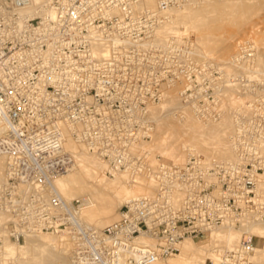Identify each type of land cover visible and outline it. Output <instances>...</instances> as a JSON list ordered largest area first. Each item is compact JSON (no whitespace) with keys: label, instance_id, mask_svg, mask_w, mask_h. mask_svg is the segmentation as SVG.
<instances>
[{"label":"built area","instance_id":"obj_1","mask_svg":"<svg viewBox=\"0 0 264 264\" xmlns=\"http://www.w3.org/2000/svg\"><path fill=\"white\" fill-rule=\"evenodd\" d=\"M109 7L107 0H0V219H7L0 264L5 238L21 243L44 233L71 242L66 264H173L188 239L199 244L226 223L264 221V83L251 85L242 108L234 160L190 150L182 164L153 166L140 146L147 133L97 99L98 10ZM82 152L105 162L106 175L155 178L153 194L126 201L102 229L86 223L89 200L66 198L57 186ZM258 238L244 232L236 248H216L203 264H264Z\"/></svg>","mask_w":264,"mask_h":264},{"label":"rangeland","instance_id":"obj_2","mask_svg":"<svg viewBox=\"0 0 264 264\" xmlns=\"http://www.w3.org/2000/svg\"><path fill=\"white\" fill-rule=\"evenodd\" d=\"M140 1L107 0L110 4L107 13L103 8L98 10L101 20L97 30L100 39L97 42L103 40L99 42L103 43L105 39L104 43L107 42L111 50L109 58L103 59L98 53L96 55L97 83L101 85L97 89L99 103L110 106L113 113L124 114V119L132 124L136 133H147V138H142L140 142L141 148L146 151L152 149L150 144L157 125L154 118L149 116L148 109L160 104H165L163 113L176 108V123L185 119L187 108L195 118L205 123L217 124L224 113L228 114L234 125V143L237 130L248 113L242 108H247L252 98L251 85L264 83V0H211L229 3L225 10L209 9L202 17L203 24L213 29L208 37L215 41L214 45L198 40L195 25L184 27V24H180L179 27L177 24L174 28L175 25L170 23L174 6L177 11H183L186 7L189 10L184 11H190L194 6L199 7L203 0H157V5L152 9L138 10ZM169 9L172 11L170 14L162 13L164 10L169 13ZM159 13L162 15H157ZM159 29L163 31L164 41L156 38ZM172 29H177L175 31L178 33H173ZM117 41H120L119 45H116ZM168 91L175 93L182 104L176 107L174 101H165L164 93ZM179 116L182 118L179 119ZM150 153L154 166L160 161L172 162L155 152ZM260 174L263 175L264 171ZM88 215L86 213L85 219H88ZM59 238L62 243L67 242L65 237ZM208 240L209 235L198 245L207 244ZM258 244L263 245L264 239L258 238ZM4 258L1 264H5Z\"/></svg>","mask_w":264,"mask_h":264},{"label":"bare ground","instance_id":"obj_3","mask_svg":"<svg viewBox=\"0 0 264 264\" xmlns=\"http://www.w3.org/2000/svg\"><path fill=\"white\" fill-rule=\"evenodd\" d=\"M203 1L204 2H202L199 7L197 6L195 8L194 6V9L190 8L192 9L190 11H184L188 9L187 7H184L185 9H183V11H177L175 9L176 6H174V8L171 9L173 10L174 14L173 19L170 17L172 19L170 23L175 25L174 28L177 24H184V27L186 25H191L192 27L195 25L196 28H198V40L202 43L206 42V44L208 43L214 45L215 41L209 40L210 37H208V34L211 33L213 29L203 24L202 17L204 14L208 13L209 9H214L215 11L225 10L226 8H228L229 3L225 1L224 3H217L211 0ZM139 3L140 4H137V8H139L138 10H142L143 8L152 9V6L157 5V0H143ZM195 4L196 3L194 2L193 5ZM230 4L232 5V3ZM182 7L183 6H181V8ZM171 10H168L169 13L166 12V10H164L162 13L164 15H167L172 12ZM162 13H159L157 15H162ZM166 17L164 16V18ZM170 18L168 20H171ZM165 21H167V19ZM179 27H181V25ZM177 29H172L174 30L173 33H178L177 31H175ZM162 33L163 31H161L160 29L157 30V40L164 41ZM98 38L99 37H97V39ZM127 41L124 40V42ZM119 42L116 45H119ZM97 43L96 55L98 53V55L103 59L109 58L111 50L109 51L110 47L107 46V42L104 44ZM131 43L133 42L131 41ZM235 56L236 55L234 54L233 57ZM164 97L166 98L165 101H174L176 107L182 104L176 97V94L173 92L170 93L168 91L167 94L164 93ZM164 105L165 104H160L156 107L150 106L148 109L150 114L149 116L154 118V120L157 122L156 128L154 130V139L152 143L149 142V144L151 143V152H155L163 159L172 161L177 164H182L186 161L188 152L190 150L203 156L208 161H232L234 160V157L236 158V154L233 148V136L235 132L232 134V132L234 131V127H232V118H230L228 114L224 113L222 120H219L220 122L217 124H212V122L209 121L205 123L199 118H195L194 115L190 113L191 111H189V109L187 108L185 119L176 123L174 121V117H177V110H174L176 108L163 113L162 110ZM178 118L181 119L182 117L179 116ZM67 147L73 150L79 148L72 142V140H68ZM151 163H154L152 158ZM4 169L5 162L4 160L0 159V178L4 176ZM106 171L107 165L105 164V162H103L95 155L82 152L79 154L77 163L70 170V172L64 174L57 180V186L66 198L70 199L78 196L86 197L89 200V204L82 213V218L86 223L94 227L100 226L97 227L100 229L107 226L104 224L110 222L113 219H117V216L120 213V209L118 208H121V205L124 202L140 196L138 194H153L156 188V181L153 177H137L133 182L131 180L130 174L126 172L118 173L114 176V178H109L106 175ZM258 195L264 202V174L260 177L258 183ZM86 213L89 214L88 219H85ZM3 220L7 221L6 218H1L0 227L4 222ZM244 232L260 236L264 239V221L250 222L248 220H244L240 225L237 226L226 223L222 227L213 230L209 236L208 243L204 245H198L197 243H195V241L188 239L181 245V254L171 259V263L203 264L205 263L206 259L210 257L214 258L216 256V248H236ZM59 237L64 236L46 233L31 235L29 237H26L24 243H18L16 241L14 242L9 238H5L3 247L1 249L2 255L3 257H5L4 262L5 264H13L14 262H18V264H66L69 262L71 257L72 244L70 241H68V239L66 243H62ZM262 252V255H264V250Z\"/></svg>","mask_w":264,"mask_h":264}]
</instances>
